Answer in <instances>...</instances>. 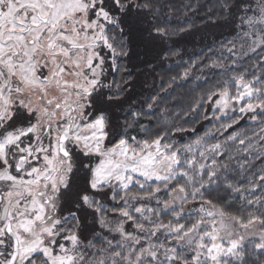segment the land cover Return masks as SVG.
Wrapping results in <instances>:
<instances>
[{
  "label": "snow or ice",
  "instance_id": "snow-or-ice-1",
  "mask_svg": "<svg viewBox=\"0 0 264 264\" xmlns=\"http://www.w3.org/2000/svg\"><path fill=\"white\" fill-rule=\"evenodd\" d=\"M0 264H264V0H0Z\"/></svg>",
  "mask_w": 264,
  "mask_h": 264
}]
</instances>
